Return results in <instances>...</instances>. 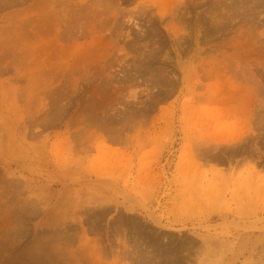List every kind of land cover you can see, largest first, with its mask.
Masks as SVG:
<instances>
[{
    "label": "rangeland",
    "instance_id": "1",
    "mask_svg": "<svg viewBox=\"0 0 264 264\" xmlns=\"http://www.w3.org/2000/svg\"><path fill=\"white\" fill-rule=\"evenodd\" d=\"M142 236L264 264V0H0V264Z\"/></svg>",
    "mask_w": 264,
    "mask_h": 264
},
{
    "label": "bare ground",
    "instance_id": "2",
    "mask_svg": "<svg viewBox=\"0 0 264 264\" xmlns=\"http://www.w3.org/2000/svg\"><path fill=\"white\" fill-rule=\"evenodd\" d=\"M162 82H163V80H162ZM98 99H99V97H98ZM100 100V99H99ZM97 218V217H96ZM133 224V223H132ZM137 231H139V230H137V229H135L134 230V247H136L135 245H136V243H138L137 242V239H138V237H137V235L138 236H140V239H141V235L140 234H138V232ZM132 232V231H131ZM140 232V231H139ZM142 234H144L143 232H142ZM145 235V234H144ZM143 237V236H142ZM146 238V237H145ZM139 239V240H140ZM143 239H144V237H143ZM141 240V241H143L145 244H144V246H147L146 247V249L144 250H142V248L140 249V252H139V254H140V256L139 257H144L145 259H143L144 261L146 260H148V261H150V259H151V261H150V263L152 262H154V260L155 259H160V258H165V262L164 263H166L167 264V262H166V259L168 258V259H170L169 261L170 262H172L171 264H183L184 262L186 263V264H188V263H190L191 262V257L189 258L188 256L190 255L189 253H186V255H184V256H186L187 258H185V259H181L180 257H181V255L178 257L177 255H176V252H177V250H176V252H173V249L170 251V250H161V249H156L155 247H154V245L152 244V241L150 240V239H148V240ZM150 240V241H149ZM133 241V240H132ZM157 241V240H156ZM143 242H142V244H143ZM160 242V241H159ZM155 243V242H154ZM66 244V243H65ZM140 244H141V242H140ZM67 246H68V244H67ZM133 246V245H132ZM143 246V247H144ZM131 247V246H130ZM145 248V247H144ZM132 249V248H131ZM135 249H137V247L135 248ZM139 249V248H138ZM166 249V248H165ZM179 249V248H178ZM136 250H134V252H135ZM134 252H133V254L132 255H134ZM137 252V251H136ZM181 252V251H180ZM186 252V251H185ZM184 252V253H185ZM190 252V251H189ZM132 253V252H131ZM178 253V252H177ZM182 253H183V251H182ZM183 253V254H184ZM137 254L138 253H135V258L137 257ZM138 254V255H139ZM189 254V255H188ZM195 254V253H194ZM178 255H179V253H178ZM142 257V258H143ZM138 258V257H137ZM154 259V260H153ZM193 259V258H192ZM140 260V259H139ZM138 259L136 260L137 262L139 261ZM153 260V261H152ZM145 261V262H146ZM160 261V260H159ZM164 261V260H163ZM168 261V262H169ZM194 261V260H193ZM145 262H143V263H145ZM170 262L168 263V264H170ZM141 263H142V261H141ZM147 263H149V262H146V264ZM161 263V262H160ZM163 263V264H164Z\"/></svg>",
    "mask_w": 264,
    "mask_h": 264
}]
</instances>
